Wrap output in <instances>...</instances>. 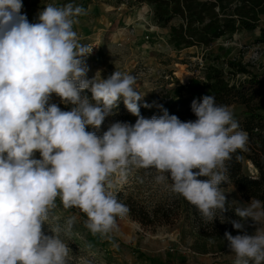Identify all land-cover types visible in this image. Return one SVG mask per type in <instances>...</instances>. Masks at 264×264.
Returning a JSON list of instances; mask_svg holds the SVG:
<instances>
[{
  "label": "clouds",
  "instance_id": "9594fccd",
  "mask_svg": "<svg viewBox=\"0 0 264 264\" xmlns=\"http://www.w3.org/2000/svg\"><path fill=\"white\" fill-rule=\"evenodd\" d=\"M22 7V0H0V264H68L71 249L61 232L71 234L75 217L63 228L50 225L57 199L86 216L93 236L111 242L117 218L128 212L114 190L138 169L155 170L156 183L170 181L206 222L222 216L223 223L234 208L239 219L227 222L240 234L224 233L234 264H264V201L235 206L220 187L228 179L225 162L247 150L248 134L230 108L204 95L192 101L194 121L182 122L162 105V115L145 118L138 103L145 95L133 75L115 70L106 79L87 78L93 48L74 30L87 14L83 6L48 4L36 23ZM53 93L71 110L49 103ZM121 98L134 124L111 123L102 136L86 130H99Z\"/></svg>",
  "mask_w": 264,
  "mask_h": 264
},
{
  "label": "rangeland",
  "instance_id": "374dc122",
  "mask_svg": "<svg viewBox=\"0 0 264 264\" xmlns=\"http://www.w3.org/2000/svg\"><path fill=\"white\" fill-rule=\"evenodd\" d=\"M67 3L83 6L86 15L80 16L79 23L74 25L80 42L92 49L86 59L89 68L87 78L101 76L106 79L115 70L133 75L136 78L135 89L145 95L138 103L145 118L159 117L162 111L156 105H162L170 115H177L169 103L181 98H192V91L200 99L207 95L202 86L203 67L208 63L222 67L228 73L226 61H239L248 71L264 77V43L258 41L259 30L238 32L231 37H221L208 47L176 48L171 41L168 26L162 27L154 23L152 8L144 2L135 0H22L21 14L27 16L30 23L38 22V14L48 4L60 7ZM172 24H178L174 18ZM247 75V74H246ZM238 74L236 79H241ZM183 81V82H182ZM91 96L85 90L82 95ZM194 96V95H193ZM49 103L57 104L62 111L73 107L65 105L56 94H52ZM144 103L153 105L143 107ZM168 103V104H166ZM123 99L118 101L115 115L106 117L99 130L88 126L87 131H94L102 136L111 123L120 121L134 124L137 117L123 107ZM241 123L245 107L233 103L226 105ZM195 120L196 117L191 116ZM192 120V121H193ZM36 158L39 153L35 154ZM244 170L253 174L255 170L249 161L244 162ZM196 171V170H194ZM155 170L138 169L130 173L125 184L134 191H139L140 198L153 205L159 200H172L171 182L156 183ZM206 180V177H199ZM123 184V183H122ZM121 184H117L119 187ZM225 192L228 202L235 206L246 205L247 202L239 195L231 184L220 186ZM169 200V201H170ZM48 223L63 228L70 217L75 223L70 235L61 232V239L71 249L68 264H234V253L230 252L224 235L202 237L196 228L185 219L180 209H174L168 222L144 226L127 215L117 218V230L111 233L112 241L96 235L98 244L87 243L94 237L85 227L86 216L78 209H64L59 199ZM219 216V212L217 213ZM224 228L232 226L229 219H239L234 208L225 212ZM219 219V218H216ZM215 219V220H216ZM221 220L224 218L221 216ZM214 220V221H215ZM252 221L246 222L249 234L255 231ZM47 235L52 233L47 224L43 225ZM233 236L240 234L238 230L230 232ZM115 243L118 247H113Z\"/></svg>",
  "mask_w": 264,
  "mask_h": 264
},
{
  "label": "trees",
  "instance_id": "16d2710c",
  "mask_svg": "<svg viewBox=\"0 0 264 264\" xmlns=\"http://www.w3.org/2000/svg\"><path fill=\"white\" fill-rule=\"evenodd\" d=\"M144 2L152 8V18L158 26H168L170 38L176 48L208 47L221 37H231L238 32L259 30L258 41L264 43V0H135ZM178 24H172L174 18ZM230 70L227 75L222 67L208 63L203 67L202 86L207 95L215 96L218 105L242 104L245 114L239 125L240 130L247 132L246 151L237 150L231 160L226 161L227 183L236 188L245 201L252 198L264 201V77L248 71L239 61H226ZM247 74V78L236 79L237 74ZM194 95V96H193ZM201 100L195 91L192 98H181L169 103L175 114L181 115L182 122L192 121L193 100ZM168 104V103H166ZM140 105V104H139ZM140 111H143L141 108ZM125 107V105H123ZM72 108V107H71ZM66 109V111L71 110ZM126 108V107H125ZM127 110V109H126ZM194 121V120H193ZM237 156L240 159H237ZM249 161L255 172L244 170V162ZM123 183L116 187L114 194L118 202L124 204L125 214L144 226L168 222L174 209H180L184 217L202 237L223 236L233 232L232 226L224 228L220 219L206 222L197 208L182 196L172 191V200L156 201L153 205L140 198L139 191L129 189ZM87 243L98 244L96 236L89 237ZM250 264L253 262L250 261Z\"/></svg>",
  "mask_w": 264,
  "mask_h": 264
},
{
  "label": "built area",
  "instance_id": "2783aa9c",
  "mask_svg": "<svg viewBox=\"0 0 264 264\" xmlns=\"http://www.w3.org/2000/svg\"><path fill=\"white\" fill-rule=\"evenodd\" d=\"M242 74V73H241ZM238 75V74H237ZM248 76L246 74H242V77H240L241 79L243 78H247Z\"/></svg>",
  "mask_w": 264,
  "mask_h": 264
}]
</instances>
